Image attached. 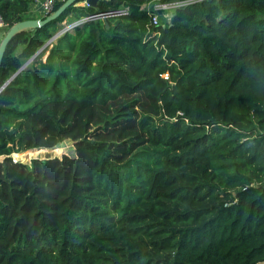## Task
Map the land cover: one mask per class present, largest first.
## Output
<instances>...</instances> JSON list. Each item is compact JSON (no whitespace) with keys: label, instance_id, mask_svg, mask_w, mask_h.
Segmentation results:
<instances>
[{"label":"trees","instance_id":"obj_1","mask_svg":"<svg viewBox=\"0 0 264 264\" xmlns=\"http://www.w3.org/2000/svg\"><path fill=\"white\" fill-rule=\"evenodd\" d=\"M157 2L72 6L7 47L0 89L64 23L129 8L0 93V264H264V0H196L154 26ZM35 5L0 0L7 31ZM64 142L76 157H12Z\"/></svg>","mask_w":264,"mask_h":264},{"label":"built area","instance_id":"obj_2","mask_svg":"<svg viewBox=\"0 0 264 264\" xmlns=\"http://www.w3.org/2000/svg\"><path fill=\"white\" fill-rule=\"evenodd\" d=\"M65 2L66 0H36V3L40 4V11L42 12V19L52 15L55 11V7L57 2ZM193 2H196V0H177V1H171V2H163V0H158L157 3L151 5H145L143 6L142 9H146L149 13V15L152 18V24L154 26H159L160 25V17L155 14V12L158 11H163L164 12V17L167 20H170L174 14V11L178 8H181L183 6L189 5ZM85 3V2H84ZM85 6V5H84ZM129 14V8L125 7L123 9H120L119 11H114V12H108V13H102V14H97L92 17H87L82 19L81 21L74 22L71 24V26L67 29H64L61 31V33H66L70 30H73L74 28L80 26L81 24L94 20V19H110V18H117V17H122L126 16ZM7 24L5 23L3 17L0 15V33H6L7 32ZM61 34V35H63ZM165 79H168V75L164 76Z\"/></svg>","mask_w":264,"mask_h":264},{"label":"water","instance_id":"obj_3","mask_svg":"<svg viewBox=\"0 0 264 264\" xmlns=\"http://www.w3.org/2000/svg\"><path fill=\"white\" fill-rule=\"evenodd\" d=\"M79 0H66L63 5L56 10L52 15L44 18V19H31V20H26L19 22L15 24L13 27H11L5 34L1 44H0V68L3 62V59L5 57L7 47L9 44L12 42V40L21 32H24L26 30H36L40 29L56 20H58L70 7L72 6H83L81 4H78ZM105 0H85L84 5L97 9L99 6L100 2H103ZM175 15V14H174ZM104 22L106 24V27L109 28L108 26V21L107 19H104ZM61 32L57 33L47 44L30 60L33 61L40 53L47 48L52 42H54L59 36H61ZM27 65H24L1 89L0 93L8 86L10 83L13 81L14 78H16L24 69H26ZM74 145V143H73Z\"/></svg>","mask_w":264,"mask_h":264},{"label":"rangeland","instance_id":"obj_4","mask_svg":"<svg viewBox=\"0 0 264 264\" xmlns=\"http://www.w3.org/2000/svg\"><path fill=\"white\" fill-rule=\"evenodd\" d=\"M70 26H71V24L64 23L63 29L61 31L69 28ZM21 49H22V47H20V48L18 47L16 52H19V50H21ZM42 59H43V61H45L46 55ZM33 61H34V59H33ZM31 63H32V61H29L25 65H27V67H29L31 65ZM65 155L69 156V157H76V150H75L73 143L71 145L69 142H64L63 144H61L60 146H58L54 150L33 149V150H29V151L22 152L19 154H14L12 157L15 161L30 166L34 160H51V159H55V158H62Z\"/></svg>","mask_w":264,"mask_h":264},{"label":"crops","instance_id":"obj_5","mask_svg":"<svg viewBox=\"0 0 264 264\" xmlns=\"http://www.w3.org/2000/svg\"><path fill=\"white\" fill-rule=\"evenodd\" d=\"M29 16L32 19H42V12L40 11V4L36 3V5L33 7V9L30 11ZM6 33H0V44L4 38ZM60 37V36H59Z\"/></svg>","mask_w":264,"mask_h":264},{"label":"clouds","instance_id":"obj_6","mask_svg":"<svg viewBox=\"0 0 264 264\" xmlns=\"http://www.w3.org/2000/svg\"><path fill=\"white\" fill-rule=\"evenodd\" d=\"M81 5H83L84 6V3H81ZM87 7V6H86Z\"/></svg>","mask_w":264,"mask_h":264}]
</instances>
